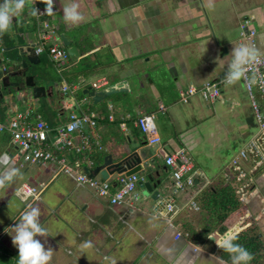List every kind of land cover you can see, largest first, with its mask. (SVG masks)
Segmentation results:
<instances>
[{"label": "crops", "instance_id": "obj_1", "mask_svg": "<svg viewBox=\"0 0 264 264\" xmlns=\"http://www.w3.org/2000/svg\"><path fill=\"white\" fill-rule=\"evenodd\" d=\"M46 3L47 0H25L24 10L13 17L9 30L0 34V47L11 49L5 54L14 55L18 52L17 47L28 43L37 45L36 31L43 25L40 22L45 21L44 24L56 30V37L60 38L63 34L72 40L71 44L78 48L77 59L89 57L91 66L85 73L92 78L90 83L100 77L108 81L112 69L122 71L124 75L126 71H135L142 76L140 93L143 95L140 96L138 88L135 89L129 81L131 92L110 97L112 103H108L107 99L100 109L97 105L85 107L79 98L71 97L74 92L70 98L61 93V84L66 80L64 76L57 80L58 84L55 83L54 72H49L40 78V82L46 87L55 84L51 94L37 99L30 96L26 103L19 98L0 99V119L27 109L32 110L31 120L38 116L43 119L39 109L43 104L46 108L52 105L46 113L49 119H43L52 126L64 124L70 112H95L98 119L94 131L99 136L101 148L82 149L79 153L63 152L74 171L102 165L107 154L117 156L116 147L130 142L135 143L136 148L152 161V172L167 180L171 177V169L165 165L164 156L178 147H184L192 157L199 209L185 206L189 194L181 193L175 198L171 228L165 217L155 216L151 211L154 200L112 205L94 189L77 182L74 173L66 174L54 163L20 166V150L4 134L0 135V177L13 168L17 169V173L10 181L0 185V208L9 215L6 222L0 223V234L9 237L6 233L10 235L22 215L35 207L40 210L38 221L49 234L36 237L51 252L49 264H61L59 260L64 264H232L231 255L217 243L226 235H235L240 224L234 221L227 225L230 219L222 205L216 203L215 208V205L206 203L207 198L217 196L218 191L231 185L237 187L241 207L249 212L246 228H257L256 239L263 242L264 173L243 160L235 167L230 164L232 170L223 173L224 178L219 175L208 177L193 158V148L201 147L193 136V97L198 96L195 98L198 105L202 98L196 94L183 104L179 101L178 92L179 88L184 89L189 84L198 86L226 74L232 59L230 52L238 45V28L243 19H249L253 26L256 24V51L264 54V0H52L51 13L45 11ZM72 5L82 17L77 23L64 19L65 7ZM18 18L24 22L23 26L16 25ZM210 27L218 40L217 46ZM58 44L62 45L61 42ZM42 54L38 53L41 63L45 62ZM70 59L63 63L59 60L58 66L70 65L73 61ZM159 68H163L164 72L155 73L154 69ZM239 89L241 86L237 83L227 93L232 95ZM122 99L130 101L126 106L131 109H124L119 102ZM161 104L165 106L162 110L159 109ZM145 106L148 109L145 110ZM147 112L156 117L157 132L161 138L157 144H148L135 126L136 117ZM199 112L201 115L205 113L203 109ZM109 115H113V120H109ZM120 123H124V128ZM89 131L87 128L85 133ZM72 139L76 145L81 142L76 133ZM119 158L115 157V160ZM87 160L91 161L90 165ZM122 175L114 173L109 176L107 181L111 191L117 188V180ZM92 178L102 179L99 173ZM23 183L35 186L40 183L38 196L28 200L18 197V189ZM142 189L136 185L138 195ZM164 191H160L161 195ZM8 196L11 197L7 202L5 199ZM11 199H16L18 205L11 203ZM216 210V217H208ZM218 218L220 225L216 227L214 222ZM223 224L225 226L221 230ZM176 231L181 232L183 237L175 240ZM199 238L203 241L200 242ZM88 242L91 246L85 247ZM11 252L13 255L7 253L16 264L18 248L13 245ZM254 254L263 255L258 263L252 260L250 264H264V251L262 253L259 249Z\"/></svg>", "mask_w": 264, "mask_h": 264}, {"label": "built area", "instance_id": "obj_2", "mask_svg": "<svg viewBox=\"0 0 264 264\" xmlns=\"http://www.w3.org/2000/svg\"><path fill=\"white\" fill-rule=\"evenodd\" d=\"M56 31L49 24H44L37 31L38 46L35 53L43 50L48 43V53L50 58L54 60L67 59V55L62 46L58 44L59 38L56 37ZM238 45L247 44L254 47L258 46L257 30L253 27L249 19L241 20L238 28ZM258 53L259 63L253 66V71L246 74L242 78V82L247 94L249 106L253 112L256 121V130L247 140L243 148H241L236 156L231 160L233 167L238 166L240 161H249L254 168L264 173V54ZM3 66V63H2ZM249 79H255V83L248 85ZM102 77L93 82L96 88L105 83ZM224 83V77L206 80L198 86L189 85L185 90H180V100L186 103L190 96L199 93L201 98L208 102H214L218 99L221 88ZM76 88L75 85L72 86ZM69 85L63 81L60 87L62 94H66ZM163 109L162 105L159 107ZM31 109L16 111L13 116L8 115L0 119V135L4 132L10 136V141L20 151V166L24 164H44L54 163L62 169L66 174L73 175L77 182L88 186L96 191V193L108 199L112 205H120L125 202H133L138 199L139 195L135 191L136 185L141 176L133 173L128 176L122 175L117 180V188L111 191V185L107 180L88 177L83 170L74 171L67 163L69 158L62 153L71 151L79 153L82 149L90 150L93 147L101 148L99 136L94 129L97 124V116L93 111H84L80 113L70 112L65 123L52 126L39 116L35 120H31ZM109 120H113V115L108 116ZM135 125L146 137L148 144H156L160 137L154 122L152 113H145L137 116ZM121 127L124 128L123 123ZM89 133H85L86 129ZM54 132V133H53ZM80 136V144L73 142V134ZM88 161L90 165L91 161ZM165 165L171 169V179L173 180V193L178 191L188 193V199L184 203L185 206L198 210L199 206L196 202L198 191L195 188V172H193L192 157L188 151L181 147L172 153L164 156ZM90 167V166H87ZM39 183L37 186L23 183L18 189L20 197L23 200L36 198L38 196ZM187 191V192H186ZM174 197H158L152 205L153 214L155 216H163L167 220V225L173 227V214H175ZM188 234L186 233L185 236ZM183 235L181 232L174 233V239L178 240ZM196 250V248H194Z\"/></svg>", "mask_w": 264, "mask_h": 264}, {"label": "rangeland", "instance_id": "obj_3", "mask_svg": "<svg viewBox=\"0 0 264 264\" xmlns=\"http://www.w3.org/2000/svg\"><path fill=\"white\" fill-rule=\"evenodd\" d=\"M25 7H26V4H25ZM27 19L29 21L31 20L29 15ZM44 22H40V23L41 24L43 23L44 25ZM49 22L53 23L52 21H49ZM96 22L97 21H95V23ZM15 23L17 26H23L24 24V22H22V20L19 18L17 19ZM39 28H37V31ZM79 32H81L80 29H79ZM83 33L84 35H86V27L83 28ZM32 34L34 37V32H32ZM49 44L50 43L46 44L44 46V50L42 51L43 52L42 55L45 57L44 58L45 62L43 61L42 64H44V69L46 71L48 70L51 73L54 72L53 75L56 78L55 83L58 82L59 84V81L57 80L61 78V75L65 77L66 80L65 79L64 80L68 83L69 88H70L66 92L65 98H70V95L72 94V92H74L73 95H71V97L76 98V99L79 98L78 100L80 101L82 105H85V107H87L88 105H93V106L97 105V109H100V108H103L104 101H106L107 99L111 100L109 99L110 97L119 96V95L124 96L125 94H127V93L112 94L108 98L98 101L96 104H92V101L90 99H88L89 101L83 99L85 95H83L82 89L85 88L87 84H90V81L92 80V78H89L88 74H86L87 70H89L91 66L89 57H84L80 59H77V57H74L70 65L66 63L65 65L58 66L59 60H54L50 58L49 56L48 49H47ZM68 59L71 60L70 58ZM237 83L240 84L241 89H239L237 92H235L232 95L228 94L227 90L231 88L233 85H236ZM237 83L233 85L223 84L222 85L223 92L220 93L219 98H218L219 100L212 102V104L209 102H205L204 100H201L200 101L201 104L198 105L196 104V101H195V98H197L198 96L193 97V136H195L196 142L199 143L201 146L200 148H196V149L193 148V158L208 177L213 178L214 176L219 175L220 178H224L223 173H230L232 170L230 167L232 158L238 154L240 148H242L243 145H245L247 140L251 137V135L256 130V121L254 119L253 112L249 106L244 85L242 84L241 80ZM73 85L76 86L75 89L72 88ZM65 98H63L62 100L64 103L66 101ZM129 102L130 101L127 99L121 100V103L124 105V109H131V107L129 108L128 106H126ZM152 105L154 104L152 103ZM51 106L52 105H48L47 108H46V104H43L40 106L39 109L41 111L43 119H47V120L49 119L48 114L46 115V113H49V111L51 110ZM144 109L145 110L148 109V106H145ZM201 109L205 111V113L202 115L199 112ZM236 112L238 113V116H236ZM155 121H156V118H155ZM4 134L7 135L8 133L4 132L1 135L4 136ZM120 145H127V143L120 144ZM155 159L159 161L158 157H156ZM247 164H250V163L247 162ZM250 166L252 167L251 164ZM135 191H136V188H135ZM163 191L164 193L161 195V197L166 198V197L173 196L174 200L181 193H184L181 190L178 191L176 194L173 193V180L172 179L169 180L168 186L165 187ZM10 197L11 196L6 197L5 200H7ZM136 201L140 202L141 199L138 198L134 202ZM13 202H16V199L15 200L13 199L11 201V203ZM213 203L209 202L208 205L213 204ZM17 205L18 204L16 202V206ZM151 211L153 212L152 207H151ZM217 215H218V211L216 210L214 214H210L208 215V217L213 218V217H216ZM8 218H9V215L7 211L0 208V223L3 221L6 222ZM219 218L216 219L214 222V225L216 227L220 225ZM14 234L15 232L13 229L10 235L6 233V235L9 236V240H12V235ZM4 236L5 235L3 234L2 238ZM199 241L200 242L203 241V238L202 239L199 238ZM262 241L264 242V240ZM64 254L65 252L62 253V255ZM58 262L61 264H64L63 261L61 260H59ZM1 263L3 262L1 261Z\"/></svg>", "mask_w": 264, "mask_h": 264}, {"label": "water", "instance_id": "obj_4", "mask_svg": "<svg viewBox=\"0 0 264 264\" xmlns=\"http://www.w3.org/2000/svg\"><path fill=\"white\" fill-rule=\"evenodd\" d=\"M205 15V14H204ZM206 16V15H205ZM206 21L207 18H206ZM198 23L194 21V25L197 26ZM255 27L256 24L254 25ZM191 31V27L189 29ZM210 33H212L210 27ZM214 40V44L218 45V40L215 36V33L211 34ZM63 46L66 47V52L70 58H74L78 55V48L76 45L71 44V39L69 37L60 35ZM210 45V44H209ZM36 43H28L21 47H17L18 55L25 56L26 60H23L20 63L18 68L15 67L14 60H10L9 66L5 69L2 67V63L6 65V61L0 57V99L6 100L16 99L22 103H26V99L32 96L33 99H37L40 97H45L48 94L53 92V88L55 84L49 85L48 87L44 86L42 76L49 74V71L45 70L41 67L40 59L38 55L34 53V47ZM10 48H6L4 53L10 51ZM82 55V54H81ZM80 55V56H81ZM16 57V55L14 56ZM14 59V58H13ZM32 66H38L35 73H29L27 67V62ZM11 64V65H10ZM47 72V73H46ZM155 73H162L163 68H159V70H155ZM112 75L109 76V80L104 84L101 88H96L92 84H87L85 88L82 89L83 99L92 101V104H96L98 101L108 98L112 94L117 93H129L132 91V88L129 84V81L134 84V88H138V93L143 95L141 92V87L143 86V80L140 73L135 71H126L125 75L122 71H116L112 69ZM12 77H18L17 81H12ZM151 81V79H150ZM158 81L162 84L163 81L158 79ZM146 97V96H144ZM89 101V100H88ZM108 103H112L111 100H107ZM121 103V101H119ZM117 156L114 154H107L104 159L102 165H99L93 169L88 167H84L83 171L89 177L95 176L97 173L100 174L102 179H108L110 175L123 174L128 176L130 174H137L141 176L142 179L138 181V186L142 189V193L138 198L142 199H150L155 200L161 194L165 187L168 186V182L170 178L167 180L161 179L157 174L155 175L152 172V161L146 158L145 153L139 151L136 148L135 143L128 142L127 145L116 147ZM120 157L118 160H115V157ZM166 167H164L165 169ZM165 171V170H164Z\"/></svg>", "mask_w": 264, "mask_h": 264}, {"label": "clouds", "instance_id": "obj_5", "mask_svg": "<svg viewBox=\"0 0 264 264\" xmlns=\"http://www.w3.org/2000/svg\"><path fill=\"white\" fill-rule=\"evenodd\" d=\"M24 7H25V0H0V34H3L9 30L10 25L13 21V17H17L18 15H20L21 12L23 11ZM45 11L48 13H51V11H52V0H47ZM33 14H35V12ZM64 19H65V21H71L72 23H77L80 19H82V17L76 11V6L72 5L71 7H65ZM60 42L62 44L61 38H59V43ZM71 42H72V40H71ZM37 46H38V44L34 47V53H35ZM60 46H62L66 52V47L63 46V44ZM4 50L5 49L3 47L2 48L0 47V57L2 56V54H4ZM43 50H44V48H43ZM42 51H40V52H42ZM36 55H38V53ZM66 55H67V59H68L69 56H68L67 52H66ZM230 55H231L232 59L228 63L226 74L223 76L224 77V83L227 85H233V84L239 82L242 78H244L246 76V74L253 71V66L255 64L259 63L258 53H257L256 49L252 46L247 45V44H241L237 47H233V49L230 52ZM223 77H221V78H223ZM100 78H102V77H100ZM100 78H98V79H100ZM215 79H218V77ZM209 80H213V79H209ZM105 81L107 82L106 78H105ZM95 82H97V81H95ZM106 82L104 84H106ZM92 83L93 82H91L90 84H92ZM247 83L249 86H251V84L255 83V79H249ZM189 85H193V84H189ZM189 85H187V86H189ZM102 86H100L99 88H101ZM187 86H186V88H187ZM193 86H195V85H193ZM186 88H184V89L179 88V91L185 90ZM221 92H222V88H221ZM178 94H179V92H178ZM196 94H199V93L197 92V93L193 94L192 96H194ZM192 96L189 97L188 101L190 100V98ZM179 101L182 102L180 100V95H179ZM188 101L186 103H188ZM205 102H208V101H205ZM186 103H183V104H186ZM209 103H212V102H209ZM109 107H111V106L109 105ZM164 107L165 106H163V109H164ZM147 113H149V112H147ZM141 114H145V113H141ZM141 114H139V115H141ZM155 118L156 117L154 116V122H155ZM123 125H124V123H123ZM155 125H156V123H155ZM156 128H157V126H156ZM137 129L139 130V132L143 135V137L146 140V137L140 131V129L138 127H137ZM160 140H161V138H160ZM160 140H159V142H160ZM178 148H181V147H178ZM178 148H176V149H178ZM16 173H17V169L13 168L11 171L7 172L3 177H0V185H4L6 181H10L13 178V176L16 175ZM170 179H171V177H170ZM17 196L20 197V194L17 193ZM159 196H161V194ZM20 198L23 199L24 197H20ZM197 204H198V202H197ZM39 215H40V210L38 208L33 207L30 210L26 211L22 215L19 223H17L14 226L15 234L12 235V243L16 248H18V257L16 260V264H49V261L51 259V252L48 249L47 250L45 249L44 245L41 243V241L39 239H36L37 235H40V236L49 235L47 232V229L44 228L41 225V223L38 221L37 217ZM237 238H238L237 235L229 234V235H226L225 237H223L219 243H217V242L216 243L221 249H223L224 251L228 252L231 255L232 264H247V262L250 260V258L252 256V253L247 248L236 243L235 241L237 240ZM90 246H91L90 242L85 244V247H90Z\"/></svg>", "mask_w": 264, "mask_h": 264}, {"label": "trees", "instance_id": "obj_6", "mask_svg": "<svg viewBox=\"0 0 264 264\" xmlns=\"http://www.w3.org/2000/svg\"><path fill=\"white\" fill-rule=\"evenodd\" d=\"M76 43L77 42H75V44ZM6 48L7 46H4V49ZM6 136L8 137V139H10V136L8 134ZM237 194H238L237 187L229 185L227 188H222V190L218 191L217 196L212 195L209 198H207L208 200H206V203L208 205L209 202L210 203L215 202V204L213 203V205H215V208H217L216 203H220L222 205L221 207H223V211H225L228 214L230 219L227 222V225L229 224L231 225V223H233L234 221H237L240 224L238 231L235 233V235L238 236L235 242L247 248L249 251H251L252 256L250 260L247 262V264H250V261L252 260L257 261L258 263L260 256L263 254H254V253H257L259 249L263 253L264 243L261 241L259 242L256 239L257 234L255 230L257 228L256 229L254 227L251 228L250 226L246 228L247 226L246 222L248 221L246 220V218L248 219L249 212L245 210L246 209L245 207H241V201H239ZM223 226L225 225L224 224L222 225V227L220 228L221 230L224 229ZM250 236H252V238H250ZM11 259L12 258H7V262H5L3 261V257L0 256V260L3 262V264H9V262H11Z\"/></svg>", "mask_w": 264, "mask_h": 264}, {"label": "flooded vegetation", "instance_id": "obj_7", "mask_svg": "<svg viewBox=\"0 0 264 264\" xmlns=\"http://www.w3.org/2000/svg\"><path fill=\"white\" fill-rule=\"evenodd\" d=\"M11 51V50H10ZM10 51H8V53L10 52ZM16 55V57H14ZM1 58H2V60L4 61V59H5V61H6V65H5V63H4V65H3V69H5V68H7L8 66H9V63H10V60L12 59V60H14V62H15V67L16 68H18L19 66H20V63L23 61V60H26V57L24 56H21V55H18V52L16 53V54H2V56H1ZM14 58V59H13ZM27 62V67H29L28 68V72L29 73H35L36 72V70L38 69V68H36V67H38V66H32V65H30L29 63H28V61H26ZM11 65V64H10ZM39 65H41V67H43L44 68V64H42L41 62H40V64ZM11 80L12 81H17L18 80V77H12L11 78ZM2 235L3 234H0V256H2L3 257V260L5 261V262H7V258H10V257H12V256H10V255H13L12 254V252H11V250H12V247H13V243H12V241L11 240H9V237H3L2 238ZM6 251V252H5ZM10 254H8V253ZM0 263H1V261H0ZM14 263V261H13V259H11V262H9V264H13ZM3 264V263H2Z\"/></svg>", "mask_w": 264, "mask_h": 264}]
</instances>
